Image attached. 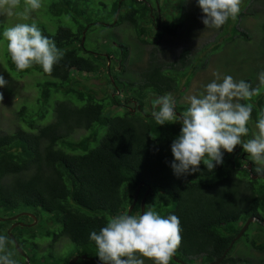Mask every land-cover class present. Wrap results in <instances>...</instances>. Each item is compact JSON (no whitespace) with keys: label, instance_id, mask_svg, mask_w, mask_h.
Listing matches in <instances>:
<instances>
[{"label":"trees","instance_id":"obj_1","mask_svg":"<svg viewBox=\"0 0 264 264\" xmlns=\"http://www.w3.org/2000/svg\"><path fill=\"white\" fill-rule=\"evenodd\" d=\"M85 2L45 0L41 9L31 14L35 16L29 24L35 23L64 52L50 76L38 65L17 71L7 45L3 50V66L11 77L23 79L41 74L33 85L37 91L34 102L37 109L30 114L22 106L16 113V120L22 125L15 129L14 124L12 132L0 133V214L28 211L37 219L36 225L28 226L33 218L19 216L16 223L26 218L31 222L12 228L9 234L13 222L0 221V235L11 241L9 252L13 259L17 255L21 257L15 249L16 242L28 256L29 264H68L67 256L71 254L99 260L90 233H99L112 217L127 215L136 188L143 183L130 215H140V201L150 187L145 211L150 206L162 217L174 214L179 218L182 240L175 253L177 259L186 264L215 262L246 220L256 218L221 264H264V176L252 171L256 165L250 156L241 150V155L251 161L247 162L252 164L250 172L241 155L236 162L235 148L237 152L223 155V164L212 172L201 163L199 172L177 177L170 167L171 143L178 137L181 125L159 126L152 113L144 110L158 97L188 88L198 68L192 65L189 52L184 50L171 61L151 53L148 65L139 72V79L134 80L125 66L129 54L126 45L108 48L105 54L98 47L87 48L88 35L97 28L127 26L143 44L148 43L145 38L152 33L158 39L164 35L177 36L186 23H194L195 27L203 24L197 1L192 9L186 0L182 14L172 15L173 21L168 24L161 20L160 0H114L106 19L101 12L105 4H100L101 9L97 10ZM245 2L251 8L246 15L263 17L259 44L262 49L264 0ZM256 5L258 11L253 9ZM243 16V13L238 15ZM69 22L73 23L72 28ZM9 25L8 15L0 12V27ZM227 25L228 22L218 29L222 32L220 38L234 40L235 34L244 41L252 38L247 29L237 33L235 27L229 30ZM221 62L229 68L226 61ZM245 63L246 60L240 61ZM101 68L109 73L108 84L113 93L98 99L90 91L75 88L80 86L78 76L97 74ZM120 75L131 77L124 81ZM243 81L249 83L247 79ZM250 85L254 88V83ZM251 103L254 108L250 121L256 124L264 111V96L253 97ZM188 107L175 103L179 114ZM50 110L52 120L44 122ZM247 127L250 135L251 127L248 124ZM251 175L257 178L252 179ZM43 213L48 215L49 226L38 224ZM253 225L257 227L254 236L249 231ZM35 228L42 232H36ZM38 237L51 240L41 245ZM65 239L74 253L59 245ZM249 251L261 254L258 263L252 262ZM75 264L96 263L79 259ZM145 264L152 262L145 260ZM170 264L178 263L172 259Z\"/></svg>","mask_w":264,"mask_h":264},{"label":"clouds","instance_id":"obj_2","mask_svg":"<svg viewBox=\"0 0 264 264\" xmlns=\"http://www.w3.org/2000/svg\"><path fill=\"white\" fill-rule=\"evenodd\" d=\"M242 3L243 0H197L203 14L202 23L215 29L229 19L235 21ZM41 7V0H24L23 5L21 0H0V10L9 16L17 14L25 21ZM17 9H20L18 13ZM2 35L17 71L38 65L50 76L54 65L64 57L55 41L45 36L35 23H16L5 28ZM213 75L215 79L199 95L187 98L189 107L179 115L171 94L154 101L152 117L157 125L181 124L178 137L171 143L173 160L170 167L174 175L197 173L201 163L212 172L223 164L225 152L231 154L241 146L256 165L252 171L264 176V111L259 115L253 138L242 139L249 134L247 124L254 108L251 101L260 94V87L253 88L229 75L221 77L218 72ZM259 81L264 86V72L259 74ZM6 83L0 76V88ZM89 238L95 243L101 264H145V260L152 264H170L182 240L179 218L174 214L162 217L150 206L141 215L121 214L110 218L99 233L92 231ZM10 243L7 236L0 235V264H17L9 252Z\"/></svg>","mask_w":264,"mask_h":264},{"label":"rangeland","instance_id":"obj_3","mask_svg":"<svg viewBox=\"0 0 264 264\" xmlns=\"http://www.w3.org/2000/svg\"><path fill=\"white\" fill-rule=\"evenodd\" d=\"M113 1L114 0H87L88 4L96 7L97 10L101 9L100 4H105V8L101 9L104 19L109 16L107 14L111 11L110 8ZM185 1L186 0H160L159 6L161 8V20L163 22H167L168 24L173 21V16L179 17L183 12V5L185 4ZM196 1L197 0H187V4L193 6V9ZM245 1L246 0H243L240 11V13H243L245 16L237 17L235 21L229 19L227 21V28L230 30L232 27H235L237 33H241V31H245L247 29L249 31V33L248 31L247 33L252 35V38L249 41L242 40V37L238 36L239 34H235L234 40H230L229 37L220 38L222 34L221 30L219 31L218 29L211 27L204 29V25L200 23L196 25L197 27L194 26V23H186L185 26L178 32L177 36L164 35L162 39H158L156 38L155 33H152V35L145 38L148 41V43L145 44L140 42V40L135 37L134 32L127 26L102 29L97 28L90 35H88V39L86 41L87 48L92 49L98 47V50L105 54L104 52L108 48L112 49L118 44L126 45L129 49V54L125 66L131 73L134 80L139 79V72L144 70L148 65L151 53L157 55L158 58L171 61L176 59L182 51L187 50L189 52L188 57H190L191 62L193 63L192 65L194 67L197 65L198 68H196V71L192 76V80L190 81V85L185 89V91L179 92L178 90V94L176 91L170 93L173 100H176L174 103L179 105L189 106L187 98L191 95H199V93L204 90V87L215 79L213 75L214 72H218L221 77L225 75L232 76L236 81L247 79L250 84L254 83V88L260 87L259 95L264 96V86H261L259 81V74L264 72V48H259V44L262 43L261 24L263 17L259 19L258 17L256 18L254 16L246 15L251 8H249V4H246ZM41 2L42 5H44L45 0H41ZM87 2L85 3L87 4ZM253 9L254 11H258L259 6L256 5ZM19 11L20 9L16 10L17 13ZM0 12L6 13L3 10H0ZM34 16L35 15L33 14L30 18L33 19ZM8 17L10 19L9 27L14 26L16 23H30V19L26 21L22 20L17 14L12 16L8 15ZM72 24L73 23L69 22L70 28H72ZM5 28L6 27H0V76H2L7 82L6 86L0 88V93L3 94V100L0 101V133L12 132L14 130V124L15 129L17 125H22L21 122L19 123L16 120V113L22 106H25L30 114L37 109L34 108L37 91L33 85H35L36 80L39 75H41L32 74L25 76L23 79H15L11 77L7 70H5L6 68L3 66L4 64L2 59L3 50L7 45V42L4 40L2 35ZM106 43L109 44L103 46ZM221 60L226 61L229 68H227ZM242 60H246L245 65L240 64V61ZM109 65L110 63L108 62L107 66L109 67ZM114 65L117 67V61H114ZM125 73L128 72L126 71ZM119 77L125 81L131 76L120 75ZM77 79L80 86H75L76 89H81L84 92L90 91L98 99L103 98L106 94L113 93L112 87H109L108 84V80L110 79L109 73L103 68H101L100 72L97 74H82V76H78ZM177 95L181 96L178 97ZM177 97L178 99H176ZM153 101L152 106H147L144 109L146 112L152 113L154 110ZM51 120L52 112L50 110L44 122H50ZM250 122L251 123H248V125L252 130L250 134L251 136L248 134V136L242 138L243 140L253 138V134L257 132L256 124H253V121ZM176 123L177 125H181L178 122ZM236 148L238 152L236 151V156L233 157L236 162H238V157L241 155L242 147L237 146ZM21 213L30 214L28 211L19 212L18 214ZM18 214H0V218H9ZM42 215L43 216L38 224L44 227L49 226L46 222L48 215L45 213ZM27 222H31V219L26 218L24 219V222L20 223L25 225ZM36 224L37 222L34 225ZM254 228L257 227L255 225L251 226L249 231L252 232ZM35 229L38 233L42 232L39 228ZM255 232L256 231H253L252 236L256 235ZM50 240L51 238L48 237H38V241L41 245H46L45 243ZM242 244L243 242L240 243V246H242ZM59 245H62L63 250H66V252L74 253L71 251L73 249L68 240H61ZM59 245L57 247H59ZM234 251L232 252V255L234 254ZM61 252L63 253V251ZM249 254H251L250 258L252 259V262L258 263L261 254L255 251H249ZM67 257L71 260L74 257V254L68 255ZM14 259L17 264H23L22 257L20 258L17 255Z\"/></svg>","mask_w":264,"mask_h":264},{"label":"water","instance_id":"obj_4","mask_svg":"<svg viewBox=\"0 0 264 264\" xmlns=\"http://www.w3.org/2000/svg\"><path fill=\"white\" fill-rule=\"evenodd\" d=\"M137 1H139V0H137ZM177 115H179V113H177ZM247 169H248V171L250 172L251 171V164H248V166H247ZM251 178L252 179H255L256 177L254 176V175H251ZM141 186H144V184L143 183H140L138 186H137V188H136V191H135V194H134V199H133V202H132V204L129 206V208H128V211H127V215H130L131 214V211H132V209H133V207H134V205L136 204V202H137V199H138V193H139V190H140V188H141ZM149 190H150V187H147V191L144 193V195H143V197H142V199H141V201H140V215L145 211V200H146V197H147V195H148V192H149ZM21 215H27V216H29L30 218H33V223H31V224H29L28 226H31V225H34L36 222H37V219L35 218V216L34 215H32V214H25V213H21V214H18V215H15V216H13V217H9V218H0V221H5V220H8V221H14V220H16V219H18V217L19 216H21ZM254 221H257V219L256 218H248L247 220H246V222L244 223V225H243V227L241 228V230L239 231V233L235 236V238L230 242V245H229V247H228V249L223 253V255L218 259V260H216L215 262H211V263H208V264H220L221 263V261L224 259V257L226 256V253L228 252V250L229 249H231V247L233 246V244L243 235V233L245 232V230L248 228V226L252 223V222H254ZM25 226L23 223H14V224H12V226H10V228L8 229V234L10 233V230L12 229V228H14V227H16V226ZM10 237H12L11 235H10ZM14 246H15V249H16V251L21 255V256H23L24 258H25V264H29V259H28V257L25 255V253L23 252V249L16 243V242H14ZM79 259H81V260H90V261H92V262H94V263H96V264H101V262L99 261V260H97V259H95V258H88L87 256H85V255H81V256H76V257H73L69 262H68V264H75ZM173 259H174V261L176 262V263H178V264H186L185 262H183V261H181V260H179V259H177L176 257H175V255H174V257H173Z\"/></svg>","mask_w":264,"mask_h":264},{"label":"flooded vegetation","instance_id":"obj_5","mask_svg":"<svg viewBox=\"0 0 264 264\" xmlns=\"http://www.w3.org/2000/svg\"><path fill=\"white\" fill-rule=\"evenodd\" d=\"M236 151V150H235ZM234 151V152H235ZM227 153L225 152L223 155H226ZM246 155H248L247 153H246ZM241 157H242V160H244L246 163L247 162H250L251 163V161H247V159L245 158L246 156H244V155H241ZM250 163H247L246 165H245V167L247 168V166H248V164H250ZM251 168H252V164H251ZM256 177V176H255ZM257 178V177H256ZM255 178V179H256Z\"/></svg>","mask_w":264,"mask_h":264}]
</instances>
